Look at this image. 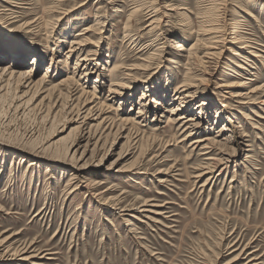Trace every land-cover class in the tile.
I'll use <instances>...</instances> for the list:
<instances>
[{
  "label": "rangeland",
  "instance_id": "374dc122",
  "mask_svg": "<svg viewBox=\"0 0 264 264\" xmlns=\"http://www.w3.org/2000/svg\"><path fill=\"white\" fill-rule=\"evenodd\" d=\"M263 100L264 0H0V264H264Z\"/></svg>",
  "mask_w": 264,
  "mask_h": 264
},
{
  "label": "bare ground",
  "instance_id": "6f19581e",
  "mask_svg": "<svg viewBox=\"0 0 264 264\" xmlns=\"http://www.w3.org/2000/svg\"><path fill=\"white\" fill-rule=\"evenodd\" d=\"M155 22V20L154 19H152L151 20V22L149 23V25H152L153 23ZM94 25V24H93ZM27 26H29L28 24H27ZM210 28H212V27H210ZM85 30V29H84ZM86 30H90V28H87ZM233 32H238V31H233ZM82 36V35H81ZM241 37V36H240ZM240 37H238V36H236V37H234V39H237V38H240ZM234 39L233 40H230L229 41V44L231 43V44H233V43H236V42H233L234 41ZM225 40V39H224ZM237 41V40H236ZM239 41V40H238ZM237 41V42H238ZM219 42H222V44H223V39L221 38L220 39V41ZM75 42L74 41H72V44H74ZM79 43V42H78ZM71 44V45H72ZM76 44V43H75ZM80 44V43H79ZM218 44V43H217ZM243 45V44H242ZM245 45V44H244ZM179 46V45H178ZM192 46V45H191ZM246 46V45H245ZM213 48V47H212ZM212 48H210V49H208V51L207 52H205V54H204V56H202V58H201V61L200 62H202V63H206V64H209V63H211L212 64V59L214 58V56H215V54H217V55H219V53L218 52H216L215 50H212ZM237 48H245V47H237ZM183 49V48H182ZM191 49V48H190ZM220 49V48H219ZM180 50V49H179ZM189 51V50H188ZM239 52V51H238ZM236 53V52H235ZM239 54V53H238ZM13 56H16V53L13 55ZM236 56V55H235ZM218 57V56H217ZM14 58V57H13ZM17 58V56L15 57V59ZM219 58V57H218ZM81 60H85V59H81ZM215 62V61H214ZM231 63H233L232 61H231ZM230 63V64H231ZM214 66H216V62H215V64H213ZM78 66V65H77ZM208 67V66H207ZM119 68H120V66H116V65H113V66H111V68H110V72H117L118 73V70H119ZM242 68V67H241ZM32 70V69H31ZM17 71L15 70V68H13V69H11L10 70V72H9V74L8 75H10L9 76V78H14V80L15 79H17V80H20L21 78H22V75L21 74H19L18 73V75H16L17 73H16ZM26 73V72H25ZM25 73H23V76H24V74ZM31 73V71H27V74H30ZM89 73V72H88ZM87 73V74H88ZM47 73L45 72L44 74H43V76L45 77V75H46ZM114 75V77L117 75V74H113ZM11 78V79H12ZM27 79L28 78V75H26L25 77H24V79ZM29 79H31V78H29ZM70 79H72V76L71 77H69V78H67V79H65V80H63V82H64V84H66L67 85V83H68V85L70 84L69 82H68V80H70ZM46 80V79H45ZM44 79H39L38 81H35V82H33V84H32V87H34L35 88V90H36V88L37 89H40V88H43L44 86H45V82H47V81H45ZM21 81V80H20ZM73 81V80H72ZM32 83V81H30L29 82V84H31ZM114 83H117V82H114ZM113 83V84H114ZM63 84V83H62ZM119 84H121V83H119ZM118 84V85H119ZM123 84V83H122ZM189 83H187L186 85H188ZM67 85V86H68ZM111 85V84H110ZM118 85H117V88H118ZM227 85V84H226ZM225 85V86H226ZM237 85V84H236ZM30 86V85H29ZM60 86H61V83H58V84H55V85H52V86H50V87H48L47 89H46V92H47V94L46 95H48V96H54V95H52V94H54L55 92H57L58 94V98L60 97V98H63L64 99V102L66 101V99H68V100H71L72 101V103L75 101V104H73L72 105V108H74V109H76L77 111H79L80 109H82V108H85V111L84 112H86V114H85V117L86 116H91V115H95V114H97V116H96V119H97V125H100V126H102L103 124H105V123H107L108 122V117H106V116H104V114L106 113V104H105V102L104 101H102V102H98V103H95V98H97L96 97V95H95V93L92 91L91 93L89 92V91H86V90H84V89H80V92L79 93H77V95L75 94V93H73V91L74 90H71V89H69V90H67V92H61V90H60ZM114 86V85H113ZM116 86V85H115ZM184 86V85H183ZM229 86H231V84L229 85ZM31 87V86H30ZM30 87H29V89H30ZM46 87V86H45ZM181 87H182V85H181ZM123 88V87H122ZM94 89H95V86H94ZM112 89V88H111ZM41 90V89H40ZM113 90V89H112ZM114 90H116V89H114ZM110 92H114V93H116V91H110ZM118 93V92H117ZM74 94L76 95V97H74ZM75 98V99H74ZM142 98V97H141ZM67 100V101H68ZM264 101V100H263ZM89 104H91V105H89ZM262 104H264V102L262 103ZM55 105V104H54ZM224 106H226V105H224ZM175 110H179V109H177L176 107L174 108V109H172V113L174 114V111ZM182 118H184V117H179V119H182ZM125 119V118H124ZM128 119V118H127ZM128 121L129 120H120V122L121 123H128ZM112 123V122H111ZM190 134H187V136H189ZM133 140V139H132ZM203 140H207L206 138H204V139H196V140H194L192 143L193 144H195V143H197V142H201V141H203ZM247 157H249V155L247 154ZM216 162H214L213 164H212V166H216V165H214ZM209 168H211V167H208V169ZM207 169V168H206ZM210 170V169H209ZM203 175V174H202ZM87 185V184H86ZM94 186V185H93ZM85 188H88V187H85ZM76 189V188H75ZM91 189V188H90ZM72 190H73V188H72ZM102 193V192H101ZM101 193H98L97 195H100ZM117 198H115V197H113V196H110V197H108V202H112V201H115ZM119 201H120V199H119ZM114 203V202H113ZM143 204H146V203H143ZM122 210H127L126 208H123L122 207ZM151 212V211H150ZM15 234H18V232L17 233H13V234H11V235H8V236H4V237H1L0 236V258H4L5 260H28V259H30V258H33V257H35V256H38V255H36V254H32L31 252L33 251V249H31V245L29 244V245H24V246H22L21 248H19V247H17V248H10V244H7L8 243V241H9V239L11 238V236H13V235H15ZM232 246H234L233 244H231L229 247L230 248H232ZM244 247V246H243ZM29 249H31V250H29ZM234 250H236V249H234L233 248V251ZM243 250V249H242ZM242 250L236 255V256H234V257H231L229 260H227L225 263H223V264H234L236 261H237V259H238V256L241 254V252H242ZM231 251H232V249H231ZM230 252V251H229ZM249 254H250V252H249ZM253 254V253H252ZM43 256V255H42ZM44 257V256H43ZM253 261V258L252 259H249L246 263H236V264H250L251 262ZM32 264H37V263H32Z\"/></svg>",
  "mask_w": 264,
  "mask_h": 264
}]
</instances>
